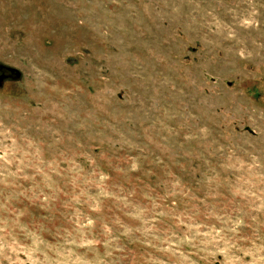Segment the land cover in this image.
<instances>
[{
    "label": "rangeland",
    "instance_id": "1",
    "mask_svg": "<svg viewBox=\"0 0 264 264\" xmlns=\"http://www.w3.org/2000/svg\"><path fill=\"white\" fill-rule=\"evenodd\" d=\"M0 264H264V0H0Z\"/></svg>",
    "mask_w": 264,
    "mask_h": 264
}]
</instances>
